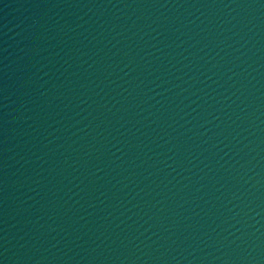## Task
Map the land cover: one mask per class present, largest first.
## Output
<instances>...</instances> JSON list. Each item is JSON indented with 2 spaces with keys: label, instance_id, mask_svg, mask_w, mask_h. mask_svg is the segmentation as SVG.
Wrapping results in <instances>:
<instances>
[{
  "label": "water",
  "instance_id": "1",
  "mask_svg": "<svg viewBox=\"0 0 264 264\" xmlns=\"http://www.w3.org/2000/svg\"><path fill=\"white\" fill-rule=\"evenodd\" d=\"M0 264H264V0H0Z\"/></svg>",
  "mask_w": 264,
  "mask_h": 264
}]
</instances>
